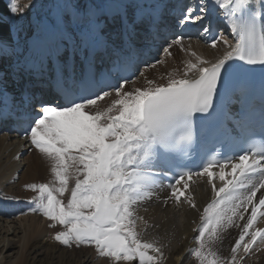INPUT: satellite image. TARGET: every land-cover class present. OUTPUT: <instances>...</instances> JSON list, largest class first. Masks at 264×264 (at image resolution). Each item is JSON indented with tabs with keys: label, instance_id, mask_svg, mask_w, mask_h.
<instances>
[{
	"label": "snow or ice",
	"instance_id": "1",
	"mask_svg": "<svg viewBox=\"0 0 264 264\" xmlns=\"http://www.w3.org/2000/svg\"><path fill=\"white\" fill-rule=\"evenodd\" d=\"M214 8L223 11L235 41L218 38L227 49L223 56L210 61L191 52L195 62L191 59L185 62L182 77L170 73L166 85L153 87L154 82L148 80V87L129 92L124 90L125 79L114 86L117 98L102 111L88 109L110 93L103 92L95 98L80 95L87 89L81 84L83 71L77 74L75 52L65 51L57 56L56 63L50 62V74L65 103L53 105L44 99L42 89L33 92L29 99L39 105L40 113L29 124L26 136L49 163L54 180L26 184L24 188L37 193L29 201L35 205L31 210L51 221L49 227L59 224L65 229L54 234L55 241L65 246L73 242L77 246L94 244L100 256L116 261L159 264L163 259L160 247L140 239L135 206L152 198L160 186L158 181L169 171L183 166L184 157L194 150L198 135L201 138L211 135L220 143L236 141L249 112L241 96L230 86L233 65L229 61L264 66V0H215L214 3L203 0L198 12L207 15L193 17V9L189 7L180 22L193 18L202 21L212 15ZM7 9V13L0 14V44L12 41L13 27L17 28V36L24 29L25 9L18 0H9ZM66 9L53 22L62 34L70 39L79 34L84 41H91L93 47L103 42L102 23L107 21L109 5L102 0H78ZM11 19L16 21L15 25L9 23ZM112 19L123 29L122 36L129 45L138 27L145 26L150 33L158 23L155 16L144 15L137 22L131 5H125ZM204 31H210V26ZM175 43L180 44V39ZM112 45L111 52L119 58V45L115 41ZM211 46L216 47V40ZM74 47L80 50L79 44ZM169 48L164 51L171 55ZM181 49L184 50L183 45ZM233 104L239 106L236 111ZM196 114H207L200 117L207 123L199 128L195 125ZM245 142L248 147L231 164L228 173L231 179H225V165H219L223 185L217 189L213 184L214 198L203 209L198 228L193 229L199 233L195 237L198 246L192 253L199 264H237L235 254L241 247L248 253L258 238L264 242V229L249 231L257 220L258 210L264 209V135L259 141ZM215 165L212 156L196 175L207 174L211 184L214 175L211 169ZM192 175L190 171L183 172L176 184L184 176ZM72 179L74 186L69 183ZM66 191L70 197L64 203L58 197ZM171 195L179 201L183 193L178 195L173 187ZM189 203L195 208L190 197ZM250 206L251 213L231 248L233 256L230 261H224L213 245L220 239L221 231L234 224V218L245 219ZM259 215L264 216V211ZM246 236H250L247 241Z\"/></svg>",
	"mask_w": 264,
	"mask_h": 264
},
{
	"label": "bare ground",
	"instance_id": "2",
	"mask_svg": "<svg viewBox=\"0 0 264 264\" xmlns=\"http://www.w3.org/2000/svg\"><path fill=\"white\" fill-rule=\"evenodd\" d=\"M53 1L36 0L34 3V17L38 29L35 36L27 41L24 50L18 48L12 52L0 50V54L4 55L5 53L6 57L17 56L13 64L22 74H26L28 70H37L38 59H45L55 48L59 51L60 46L63 47L64 44L75 51L74 45L76 44H79V51H84L92 45L91 41H84V38L79 34L70 39L54 26L53 22L58 16L52 6ZM149 1L154 0H102L103 3L110 6L108 14L111 11L113 13L115 8H120L122 11L125 5H131L132 9H136L140 5H145L144 2ZM162 1L165 0L158 3ZM77 2L78 0H71L68 3L59 1L58 6L62 8L64 4L71 5ZM212 2L214 3L215 0ZM212 12L219 13V18L226 20L222 10L214 8ZM4 13H6V9L0 5V14ZM13 33L14 30L12 36ZM223 37L235 42L230 36ZM51 39L63 42L56 41L55 45H51ZM174 44L176 43L173 42L169 48L171 55L164 51L158 57L162 60L161 63L150 70L143 69L142 79H140L142 81L138 83L134 79L131 83H135V85L124 84V90L132 92L136 88L148 87V80L154 82L153 87L161 84L166 85L170 73L173 77H182L185 62L190 59L195 62V57L190 55L191 52H195L205 60L214 61L223 56L227 50L220 39L216 41V47H212L204 44L199 36L182 40L184 50L181 49V45L173 47ZM3 46L4 43L0 44V49ZM10 75L12 74L6 70H0V97L10 94L14 99L19 95L18 89H16L19 78L18 74L12 78ZM116 98L115 91L110 92V95L98 100L97 104L88 110L102 111L109 107ZM224 171L225 179H231L232 176L228 175L231 172V167ZM213 173L211 184L207 174L201 177H191L176 184L174 188L177 190V194L183 193L180 195L179 201L169 194L168 190L160 187L155 189L151 199L141 201L135 206L136 231L142 241L154 242L161 248L163 259L159 261V264H178L186 261L190 256L191 264H199L198 259L192 254L198 246L195 237L199 233L193 229L198 228L203 209L214 198L213 184L217 189L223 185V181L220 180V170L213 171ZM53 180L49 163L35 147H31L29 140L20 141L16 137L0 135V208L15 213L10 218L0 216V264H138V261L125 262L102 257L97 253L94 244L77 246L73 242L71 246H65L55 241L52 238L54 234L65 229L59 224L49 227L51 221L39 212H33L31 209L35 205L29 201L37 193L24 188L26 184L49 183ZM69 183L70 186H74V179ZM259 195L260 193H257V197ZM69 197L70 192L66 191L63 196L58 198L67 203ZM189 197L195 203V208L190 206ZM260 211H264V209L258 210L257 220L249 230L250 232L264 229V216L259 215ZM250 213L251 206L245 213V219L234 218V224L222 230L220 239L214 243L213 250L224 261L231 260L233 256L231 248L235 240L238 239L242 225L246 223ZM249 239L250 236L245 237V241ZM235 255L237 264H264V242L258 238L248 253H244L241 247Z\"/></svg>",
	"mask_w": 264,
	"mask_h": 264
},
{
	"label": "rangeland",
	"instance_id": "3",
	"mask_svg": "<svg viewBox=\"0 0 264 264\" xmlns=\"http://www.w3.org/2000/svg\"><path fill=\"white\" fill-rule=\"evenodd\" d=\"M4 0H1L0 2V5H2V7H4L6 9V13L8 11L7 9V5L9 3V0H5L4 2H2ZM59 1H63V3H68L69 1L71 0H54L53 3H52V6H54L55 8V12H56V15L58 17L60 16H63L65 14V12L67 11L66 7H64L63 9L61 7L58 6V2ZM36 2V0H18V3H19V6L21 8H24L25 11H24V14H23V24H24V29L23 30H20L19 31V37H21L18 41L16 42H6V45L7 47H11V48H16V47H19V48H23V46L26 45L27 41L32 39L33 36H35V32H36V26H37V21H35V17H34V3ZM10 15V14H9ZM8 18L6 19H9V16H7ZM9 23H11V25H15L16 24V21L14 19H11L9 20ZM16 31L17 28L16 27H13L12 28V31ZM178 45H182V40L180 41V44H174V46H178ZM159 61H162L158 58ZM159 63H156L154 65H151L149 66V68H145V69H152L153 67H156V65H158ZM142 74V73H141ZM140 74V76L135 80L136 82H141L142 80V75ZM129 86H134L135 83H129L128 84ZM192 262V259H191V256L187 258L186 261H183V262H179L178 264H191Z\"/></svg>",
	"mask_w": 264,
	"mask_h": 264
}]
</instances>
